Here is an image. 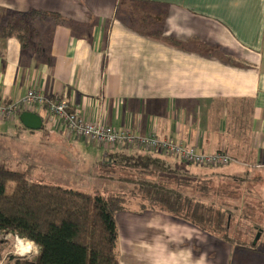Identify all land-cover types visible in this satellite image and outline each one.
<instances>
[{
    "label": "crops",
    "instance_id": "0c3cea01",
    "mask_svg": "<svg viewBox=\"0 0 264 264\" xmlns=\"http://www.w3.org/2000/svg\"><path fill=\"white\" fill-rule=\"evenodd\" d=\"M31 12L44 19L28 47L1 36L10 16ZM31 89L69 102L91 123L226 153L232 163L209 171L234 183L226 201L235 214L244 204L264 212L263 191L252 190L262 189L264 173V0H0V99ZM39 116L36 137L64 186L75 189V165L109 162L110 148L98 153L105 146L75 138L46 111ZM116 222L119 264H249L243 255L264 238L263 227L257 245H233L141 207H126Z\"/></svg>",
    "mask_w": 264,
    "mask_h": 264
},
{
    "label": "trees",
    "instance_id": "16d2710c",
    "mask_svg": "<svg viewBox=\"0 0 264 264\" xmlns=\"http://www.w3.org/2000/svg\"><path fill=\"white\" fill-rule=\"evenodd\" d=\"M43 16L38 12L13 14L1 28V36L15 37L26 48L35 20ZM106 166L116 172L131 169L135 174L119 178L115 193L90 194L34 183L25 174L0 168V234L16 235L39 248L35 259L18 258L13 264H119L116 215L132 199H140L142 209L169 214L233 245L254 246L257 234L263 232L252 206H243L248 220L242 232L236 229L240 224L235 208L224 198L207 204L209 196L203 192L210 196L215 192L214 175L188 181L167 159L137 148L115 149ZM9 183L15 185L12 195L5 193Z\"/></svg>",
    "mask_w": 264,
    "mask_h": 264
},
{
    "label": "rangeland",
    "instance_id": "374dc122",
    "mask_svg": "<svg viewBox=\"0 0 264 264\" xmlns=\"http://www.w3.org/2000/svg\"><path fill=\"white\" fill-rule=\"evenodd\" d=\"M16 122V124H15ZM1 123V121H0ZM6 127H8V131L4 133V135H0V168L8 169L10 171L19 172L25 174L29 180L34 183H38L41 185L47 186H61L67 189H74L67 186H64L63 183L59 182L58 179L53 178L56 176H60L58 172V167L52 172L51 169V161L49 160L50 154H47V151L41 149V146L45 144V142L39 141V137H36L39 132H31L25 129L20 120L16 121H4ZM1 125V124H0ZM97 149V148H96ZM44 150V151H43ZM103 150H107L106 147H102L101 149H97L98 153H102ZM96 151V150H95ZM115 150H113L114 152ZM171 158V157H170ZM51 159V158H50ZM174 159V158H173ZM176 161V159H174ZM173 167L182 171V175L185 176L186 180L190 181L191 179H199V178H208L210 177L209 171H212L214 168H196L187 163L181 161H169ZM227 167V166H226ZM201 170H208V174H197L195 172ZM135 174L134 170L127 168H119L117 172L110 166L107 168L106 165H102L98 170H89L87 168L83 170L82 167L74 166V186L75 190L84 191L87 193H94L96 191L100 193H108L114 191V187L116 184H120L117 182L119 178H132ZM53 177H52V176ZM55 175V176H54ZM112 181V183H111ZM220 182V183H219ZM251 181L249 180L248 183ZM114 184V185H113ZM233 182H229L228 185H224V181L220 180L215 182L216 190L210 196V193L207 191L203 192V195L209 196L207 199V204L210 203H220V199L228 197L230 192H233ZM84 185V187H83ZM250 185V184H249ZM80 186V187H76ZM129 186V185H128ZM260 188L262 189H252L253 192H261L264 194V173L262 174V183H260ZM15 185L13 183H9L6 187L5 193L7 195H12L14 192ZM86 187V188H85ZM129 188H133V186H129ZM246 188V187H243ZM250 188V187H249ZM221 190V191H217ZM238 189V188H237ZM231 190V191H229ZM217 191V192H216ZM229 193H226V192ZM246 190H243L242 193L245 194ZM115 193V191H114ZM241 195V193L239 192ZM215 195L217 197L215 198ZM198 195L196 194V197ZM263 203L262 208L264 210V198H262ZM129 201V200H128ZM138 205L136 202L130 201L127 205V208H138L141 207L142 201L139 199ZM236 212V210H234ZM243 212V211H242ZM234 213L235 219L238 221L239 225H236L237 230L245 231L246 221L248 219L247 216L243 215V213ZM254 219L258 222L259 225L264 227V212L263 213H255ZM245 221V222H244ZM263 221V223H262ZM243 222V223H242ZM237 223V224H238ZM18 239H20L16 235L12 234H0V264H13L14 259H35L39 254V248L36 245H33V251L29 255H21L18 253ZM32 244V243H31ZM264 238L257 247H250L248 255H243L247 260H254V263L249 261V264H264ZM244 259V258H243ZM244 259L245 263L247 260Z\"/></svg>",
    "mask_w": 264,
    "mask_h": 264
},
{
    "label": "built area",
    "instance_id": "2783aa9c",
    "mask_svg": "<svg viewBox=\"0 0 264 264\" xmlns=\"http://www.w3.org/2000/svg\"><path fill=\"white\" fill-rule=\"evenodd\" d=\"M46 111L56 125L67 130L77 139H82L111 150L137 148L155 155H166L197 168H216L229 166L232 158L224 152L206 154L178 144L172 138H159L152 134L147 137H135L127 130H119L102 123L87 121L78 109L69 102L51 99L37 89H31L24 97L10 102L0 99V121H15L23 112L39 115Z\"/></svg>",
    "mask_w": 264,
    "mask_h": 264
},
{
    "label": "water",
    "instance_id": "95a60500",
    "mask_svg": "<svg viewBox=\"0 0 264 264\" xmlns=\"http://www.w3.org/2000/svg\"><path fill=\"white\" fill-rule=\"evenodd\" d=\"M21 125L29 130V131H41L44 126V122L41 116L31 113V112H23L19 117ZM261 233H258L255 240L254 245H257L258 241L261 238Z\"/></svg>",
    "mask_w": 264,
    "mask_h": 264
},
{
    "label": "bare ground",
    "instance_id": "6f19581e",
    "mask_svg": "<svg viewBox=\"0 0 264 264\" xmlns=\"http://www.w3.org/2000/svg\"><path fill=\"white\" fill-rule=\"evenodd\" d=\"M18 253L21 255H29L33 251V244L26 240L18 239Z\"/></svg>",
    "mask_w": 264,
    "mask_h": 264
}]
</instances>
